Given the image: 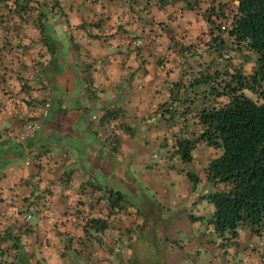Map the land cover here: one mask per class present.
<instances>
[{
	"label": "crops",
	"instance_id": "obj_1",
	"mask_svg": "<svg viewBox=\"0 0 264 264\" xmlns=\"http://www.w3.org/2000/svg\"><path fill=\"white\" fill-rule=\"evenodd\" d=\"M39 2L43 3L41 10L46 14L41 21L45 35L53 40L51 51L44 45L40 31L19 25L14 20V27L10 25V37L6 39L12 42L20 36L23 42L26 41V49L0 61V92L5 94L0 95V230L2 226H8L19 232L17 230L21 225H32L28 229L30 234L25 236L27 245L23 251L15 253L11 240L0 242V263L11 264L17 257L25 255L29 258V264H39V260L43 264H136V226L139 227L138 222L143 220L145 212L137 210L136 218V209L123 208L120 213L107 219L104 232L83 234L79 226L82 214L77 211L92 210L102 216L107 212L106 201H98L102 192L94 191L90 185L102 191H118L117 188L100 186L93 181L92 175L69 167L66 148L53 153L46 146L32 148L20 144L27 158L23 164L15 165L11 161V148L15 145L11 137L26 123L38 118L36 109L42 110L44 101L50 103L49 94L45 95L48 88L55 89L56 84H59L66 92L70 91L69 74H59V68L55 66L60 56L58 43L66 36L69 54L72 55L61 60L79 69L80 79L85 83L81 96L83 101L87 100V104L82 108L66 107V112L58 115V134L65 139L70 137L68 144H75L73 141H76L82 145L84 138H78V133L90 131L81 130L77 124L92 109L94 112L88 113L86 120L94 127L93 133L107 144L105 149L122 156L121 167L128 160L132 164L138 161L137 164L146 165L145 156H140V152L136 151L138 147L141 149L147 145L145 149L148 151L150 142L156 141L158 148L161 145L159 140L164 141L169 135L166 128L155 129L156 125H162L157 123L158 117L153 115L160 113L157 116L162 118L156 107L168 100L169 92L173 84L178 82L180 73L189 72L191 65L194 66L193 62L185 67L180 64L179 60L185 56L182 58L179 53L181 39L178 34L186 32L192 36L195 32H205L201 28L204 24L203 10L199 8L205 9L208 0H200L199 8L193 0ZM49 29L51 34L48 33ZM4 35L0 29V38L3 39ZM136 39L142 41V47H132L131 42ZM165 122L171 128L169 121ZM85 142L87 147L93 144L91 139ZM115 161L110 155L92 167L100 165L113 168L108 171L114 173L118 166ZM116 172L119 174L118 170ZM153 176H146L143 183H155ZM160 180L159 184L164 182ZM129 185L133 183H128L127 191L135 189ZM118 192L125 197L124 191ZM14 193L15 196L10 197ZM46 196H49L50 201ZM27 197L47 199L46 218L36 214L24 215L22 207L25 202L22 199ZM81 200L85 204L78 203L76 208L74 205ZM32 207L31 210L36 212L37 204ZM151 209L153 207L147 208V211ZM15 210L22 211V214L16 213L17 216H14ZM159 210L155 208L156 212ZM166 210L168 214L171 213V209ZM197 215L199 219L195 224H190V229L206 228L203 212L198 211ZM173 218L171 223L176 224L175 228L170 226L168 229L177 235L170 241L179 247L177 236L183 230L178 225V218ZM161 221L165 222L163 218ZM190 229L185 230L189 233ZM208 233H212L211 228ZM69 239L70 248L64 255L63 244L67 245ZM191 239L192 244L195 240L198 243L201 241L194 236ZM263 240L264 237L258 239ZM185 250L191 252L193 248L189 250L186 247ZM183 258L166 253L155 264H176ZM199 260L200 256L193 258L196 264Z\"/></svg>",
	"mask_w": 264,
	"mask_h": 264
},
{
	"label": "trees",
	"instance_id": "obj_2",
	"mask_svg": "<svg viewBox=\"0 0 264 264\" xmlns=\"http://www.w3.org/2000/svg\"><path fill=\"white\" fill-rule=\"evenodd\" d=\"M39 1L0 0V29L5 33L4 38H0V61L26 49V41L23 42L20 36L12 42L6 39L10 37V25L14 27V20L19 25L40 31L44 45L51 51L53 40L45 35L41 21L46 14L41 10L43 3ZM193 1L199 8L200 0ZM232 2L234 5L227 9L228 3ZM206 3L208 6L205 9L199 8L203 10L204 24L201 28L205 32H195L192 36L186 32L178 34L181 39L179 53L182 58L185 56L179 62L185 67L194 60V66L191 65L189 72L180 73L178 82L169 92V103H160L157 108L162 118L167 113L169 119L175 122L176 116L181 113L185 114L181 120L183 126L191 121L199 127L196 135L182 127L179 134L185 137L174 139L171 136L175 142L170 143V147L175 148L182 162L191 163L194 151L201 146L221 153L206 167V180L212 191L201 196L214 208L212 219L207 223L212 232L221 237L228 232L236 237L237 229L246 226L252 235L261 238L264 237V0H208ZM205 52H214V55L209 54L211 60ZM230 58L240 59L242 64L250 66L249 72L232 69L234 65ZM206 85L209 89L203 91L200 108L197 114H192L194 99L199 98L196 89ZM245 91L257 100L247 97ZM187 175L194 182V175ZM90 187L102 192L104 196H100L98 201H106L107 212L102 216L92 210L80 209L77 211L82 214L79 226L83 234H100L107 228V219L120 213L126 201L118 191H102L94 185ZM46 197L50 201L49 196ZM23 201L25 216L36 214L46 218V198L27 197ZM78 203L85 204L81 200L74 205L76 208ZM34 204L38 207L36 212L31 210ZM16 213L20 215L22 211L15 210L14 216H17ZM198 219L194 215L189 218L194 224ZM31 228V224H23L17 230L19 232H15L12 227L2 226L0 242L11 240L15 253L23 251L27 245L25 236L30 234L28 229ZM63 245V254L67 255L70 239L67 245ZM11 264H29V258L22 255ZM39 264L43 263L39 260Z\"/></svg>",
	"mask_w": 264,
	"mask_h": 264
},
{
	"label": "rangeland",
	"instance_id": "obj_3",
	"mask_svg": "<svg viewBox=\"0 0 264 264\" xmlns=\"http://www.w3.org/2000/svg\"><path fill=\"white\" fill-rule=\"evenodd\" d=\"M232 5H234L233 2L228 3V7H225L230 9ZM222 25H225V23L222 22ZM50 32L51 30L49 29L48 33ZM226 44L228 45L229 42ZM58 45L60 56L59 62L55 64V66H58L59 74L66 76L69 74V79L71 80V86L69 87L70 91L66 92V89L59 84H56L57 87L55 89L53 87L48 88V97L51 103L48 109V116L41 119L42 111L40 108L36 109V112L39 113L37 119H41L42 128L22 145L32 148L46 146L53 153L66 148L68 152L66 155L67 160L70 162L69 167L77 168L78 171L83 172V174L86 172V174L92 175L93 181L100 186H115L118 191H124V199L126 202L122 206L125 209L131 207L136 209V218H138V211L145 212L146 215H143V220H139L140 222H138L139 227L136 226V264H155L160 256L166 253L184 257L176 264H196V261H193L195 256H200V260L197 264H264V240L258 241L259 237L252 235L246 226H241L237 229L238 236L236 237H233L227 232L222 239L221 236L219 239V236L213 232L208 233L210 227L207 226V223L208 220L212 219L214 208L213 206L210 208V205L205 200H202L201 196L207 195L212 191V188L206 180V167L212 159L219 157L221 153L220 151L201 146L194 151L191 163L182 162L178 154H176L175 148L170 147V143L173 144L175 142L171 136L173 135L174 139H182L185 137L186 135L179 134L182 127H184L185 130L193 131L195 135L199 131L197 124L191 121L184 126L182 125L183 122H181V120H183L185 114L178 113L175 122L169 119L167 113H165V118L157 116L160 113L153 114L154 117H158V122L157 119L155 121L158 124H162L156 125L155 129L166 128L169 130V135L164 141L163 139L159 140V142L161 141V145H159L158 148L156 141L150 142V145H148L150 149L148 151L145 149L147 145L142 146L141 149L138 147L136 151L140 152V156H145L144 161L146 165H139L137 164L138 161H136V164H132L129 162L130 160H128L121 167L122 156L119 155V153L109 152L105 149V147H108L107 144H104L100 138L93 133L94 127L90 126L89 122L86 120L89 117L87 114L94 112L92 109L91 112L88 111L83 118L80 119L79 124H77L81 126V130L87 129L90 131L87 133H78V138H84V143L82 145L76 141H73L75 144H68L67 141L71 138L68 137L65 139L64 136L58 134V115L60 113H65L66 107L67 109L71 107L82 108L87 104V100L83 101L81 96L85 83L80 79L81 73L78 71L79 69L77 66H71L72 63L61 60L62 57L65 59L68 55H72L69 54L70 47H68L69 41L66 39V36H63V39L59 41ZM206 53L207 52L204 54ZM209 54L214 55V52L207 53L208 58L211 60ZM230 55H232V53H230ZM230 59L233 61L234 65L232 69H240L243 73L249 72L250 66L242 64L240 59ZM191 61L193 62L194 60ZM226 61L230 60L226 59ZM1 86L4 87L3 83H1ZM197 88L199 98L194 99L195 105L191 108L193 111L192 114H197L200 103L203 100V91L209 89L207 85ZM244 94L252 100H257L256 97L248 91H245ZM0 95L5 96L2 92H0ZM166 101L169 103V100ZM90 117H92V115H90ZM165 121H169V126L171 128L168 127ZM89 139L93 141L91 147H87V142H85ZM11 141L9 139V142ZM162 147L164 148V152ZM22 149V146L12 145L11 151L13 154L11 161L15 165L23 164L24 160L27 158L26 153ZM110 155L116 159L115 163L118 166L115 168L116 171L118 170L119 174L116 171L114 173H109L108 170H113V168L102 167L100 165L92 167L94 164L100 163L102 159ZM152 156L155 157L152 159ZM32 157L31 155L30 158ZM187 173L194 175V182L191 181V178H188ZM150 175H154L153 178H155L153 181H155V183L150 184L149 181L143 183V179ZM157 179H161L164 182L159 184V180ZM123 181H125V184ZM129 182L133 183V187L131 185L129 186L132 189L135 188L134 190L127 191ZM163 195L165 197H163ZM144 202L147 207L144 205ZM149 207H153V209L147 211ZM155 208L160 210L156 212ZM167 208L171 209V213H167ZM198 211L203 212L206 228L202 229L199 227V229H190V224L192 222H190L189 218L191 215L198 216ZM173 217L178 218L180 222L178 225L183 230L177 236L179 239L177 245L179 247H176L170 241L175 235L171 229H168L170 226L175 228L176 224L174 222L171 223V220L174 219ZM162 218L165 222L161 221ZM186 228L190 229L189 233L186 232ZM191 236L198 237L201 241L199 240L200 242L198 243L195 240V243L192 244ZM209 242H214L215 244ZM186 247L189 248V250L193 248V250L191 252H186Z\"/></svg>",
	"mask_w": 264,
	"mask_h": 264
},
{
	"label": "built area",
	"instance_id": "obj_4",
	"mask_svg": "<svg viewBox=\"0 0 264 264\" xmlns=\"http://www.w3.org/2000/svg\"><path fill=\"white\" fill-rule=\"evenodd\" d=\"M132 47L134 48H140L142 47V41L139 39L133 40L131 42ZM48 93H45L47 95ZM50 108V104L47 101H44L42 105V112H41V119L45 118L48 114V109ZM41 119L34 120L31 122L26 123L21 130L16 132L12 136V143L15 145L23 144L27 139L34 136L37 132H39L42 128ZM29 218V216H28Z\"/></svg>",
	"mask_w": 264,
	"mask_h": 264
},
{
	"label": "clouds",
	"instance_id": "obj_5",
	"mask_svg": "<svg viewBox=\"0 0 264 264\" xmlns=\"http://www.w3.org/2000/svg\"><path fill=\"white\" fill-rule=\"evenodd\" d=\"M223 28H224V27H223ZM217 33H218V32H217ZM217 33H216V34H217ZM12 136H13V135H12ZM11 139H12V137H11ZM209 185H210V184H209ZM210 187H211V185H210Z\"/></svg>",
	"mask_w": 264,
	"mask_h": 264
}]
</instances>
